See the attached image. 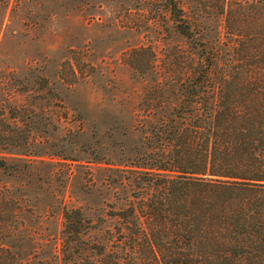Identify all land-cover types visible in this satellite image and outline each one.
<instances>
[{"label": "trees", "instance_id": "obj_1", "mask_svg": "<svg viewBox=\"0 0 264 264\" xmlns=\"http://www.w3.org/2000/svg\"><path fill=\"white\" fill-rule=\"evenodd\" d=\"M153 1L195 40V67L183 101L148 121V151L124 166L130 198L95 224L63 207L57 253L25 195L0 180V264H264V0ZM5 118L0 147L23 156ZM26 164L0 158V174L16 182Z\"/></svg>", "mask_w": 264, "mask_h": 264}, {"label": "rangeland", "instance_id": "obj_2", "mask_svg": "<svg viewBox=\"0 0 264 264\" xmlns=\"http://www.w3.org/2000/svg\"><path fill=\"white\" fill-rule=\"evenodd\" d=\"M86 3L0 0V111L27 142L23 156L0 147L7 163H27L16 182L0 180L25 195L57 253L63 207L95 224L130 198L124 166L148 151V121L183 101L195 67V40L153 0Z\"/></svg>", "mask_w": 264, "mask_h": 264}]
</instances>
